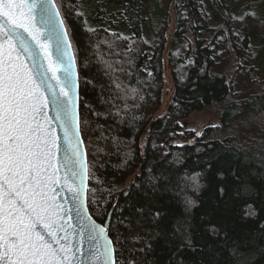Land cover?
Instances as JSON below:
<instances>
[{
  "label": "trees",
  "instance_id": "16d2710c",
  "mask_svg": "<svg viewBox=\"0 0 264 264\" xmlns=\"http://www.w3.org/2000/svg\"><path fill=\"white\" fill-rule=\"evenodd\" d=\"M54 1L79 79L87 207L109 218L115 264H264V90L232 87L244 62L253 82L264 68V33L240 26L264 24V0H101L115 32L91 28L76 0ZM143 7L157 16L152 40ZM194 112L219 125L179 135Z\"/></svg>",
  "mask_w": 264,
  "mask_h": 264
},
{
  "label": "snow or ice",
  "instance_id": "6c2138e0",
  "mask_svg": "<svg viewBox=\"0 0 264 264\" xmlns=\"http://www.w3.org/2000/svg\"><path fill=\"white\" fill-rule=\"evenodd\" d=\"M72 48L54 0H0V264H84L85 235L89 264H114L107 229L84 206ZM73 213L78 242L68 233Z\"/></svg>",
  "mask_w": 264,
  "mask_h": 264
},
{
  "label": "rangeland",
  "instance_id": "374dc122",
  "mask_svg": "<svg viewBox=\"0 0 264 264\" xmlns=\"http://www.w3.org/2000/svg\"><path fill=\"white\" fill-rule=\"evenodd\" d=\"M77 4L79 6V9L83 11V14L86 16V21L88 25L91 28H105L110 31H118L119 29L117 28L120 27V21H116L114 19H111L112 22L115 23H110L109 26L106 25V20H105V15L109 13L110 11L108 10L107 13L105 12V7L107 8L106 4L103 1H99L96 5L100 6V13L98 17H96V9L94 7V0H76ZM151 1V0H150ZM207 1L208 0H204ZM205 8V6H204ZM114 11V10H113ZM150 10L145 7L142 8V31L144 35L149 39L152 40L154 37V30L156 27V21H157V16L154 13H150ZM108 14L106 15V17ZM209 10L206 9L205 13L202 15V19L199 21L203 24H209ZM171 18V23L168 28L167 32V37L170 38L172 36V32L174 30V23H175V15L174 13L171 12L170 14ZM241 27H244L246 29H252L253 27H257L261 33H264V24L259 25L256 24L255 22H248V23H242L240 25ZM250 57H255L253 53L249 54ZM260 59L257 61V63L253 66V69H257V78L255 82L248 80L246 77L243 76L244 73L247 72L251 68V65L247 62H244V71L241 73H238L237 78H233L232 81V87H233V92L236 95H246L251 92L261 91L264 90V68L261 69ZM165 94L163 96V106L168 103V101L171 98V86L170 82L166 83V86L164 88ZM219 125L217 115L211 114L209 112H194L191 113L186 119L182 120L180 122V130H179V135L184 134L185 132H192L195 137H198L199 135L202 134V132L207 129V128H216ZM175 141H180V142H185L181 140L180 138L175 139Z\"/></svg>",
  "mask_w": 264,
  "mask_h": 264
},
{
  "label": "water",
  "instance_id": "95a60500",
  "mask_svg": "<svg viewBox=\"0 0 264 264\" xmlns=\"http://www.w3.org/2000/svg\"><path fill=\"white\" fill-rule=\"evenodd\" d=\"M54 47H55V45L53 43V48ZM72 54H73V49H72ZM73 56H74V54H73ZM74 73H75V81H76V84H75V93L74 94H75V98H76L77 127H78V131H79L80 139L82 140L81 133H80V121H79V102H80L79 79H78V73H77L75 58H74ZM49 75H51V73H49ZM57 75H61V74L58 73ZM52 83L55 84V80H53ZM48 115L50 117H54L55 116V111H54V109L52 108L51 105L49 106ZM57 133L60 136V158L63 159V156H64V148H65L64 140H63V131L60 130L59 128H57ZM180 145H181V143L179 141H173V142H171V146L179 147ZM81 148H82V150L85 153V160H86V164H87V156H86V150H85V146H84L83 140H82ZM63 174L64 173L62 171L60 173V175L63 176ZM84 184H85L84 206H85V209L87 210V214H88V216L91 217V219L96 224L101 225V226H104L107 229V236L110 239L109 234H108L109 218L103 224H100V223H98L97 221H95L92 218V216L90 215V213L88 211V207H87L88 176H87V179L85 180ZM65 196L70 197V194L67 193V192L61 194V197H65ZM59 198L60 197H58V199ZM72 215H73V219L68 220V225H70V227H68V233H69V236L72 237L75 242H78L79 241V236L78 235H75V233L79 229L80 221L75 218V213H73ZM65 219L67 220V217H65ZM61 235H63V233H61ZM112 247L114 248L113 243H112ZM80 251L83 253V256L81 257V259L84 261V264H89V261L92 259V255H93V252L95 251V249H94V247L91 244H89L86 235H85V238L83 240V245L80 248ZM113 260H114V264H115V249H114Z\"/></svg>",
  "mask_w": 264,
  "mask_h": 264
},
{
  "label": "bare ground",
  "instance_id": "6f19581e",
  "mask_svg": "<svg viewBox=\"0 0 264 264\" xmlns=\"http://www.w3.org/2000/svg\"><path fill=\"white\" fill-rule=\"evenodd\" d=\"M180 142V141H179ZM181 143V142H180Z\"/></svg>",
  "mask_w": 264,
  "mask_h": 264
}]
</instances>
